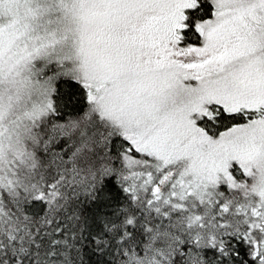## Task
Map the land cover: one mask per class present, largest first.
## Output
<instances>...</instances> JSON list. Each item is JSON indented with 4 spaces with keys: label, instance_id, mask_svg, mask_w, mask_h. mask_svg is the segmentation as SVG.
I'll return each mask as SVG.
<instances>
[{
    "label": "snow or ice",
    "instance_id": "1",
    "mask_svg": "<svg viewBox=\"0 0 264 264\" xmlns=\"http://www.w3.org/2000/svg\"><path fill=\"white\" fill-rule=\"evenodd\" d=\"M0 264H264V0H0Z\"/></svg>",
    "mask_w": 264,
    "mask_h": 264
}]
</instances>
